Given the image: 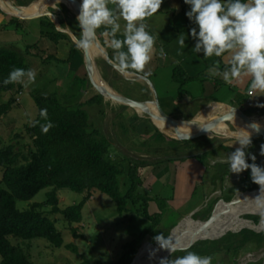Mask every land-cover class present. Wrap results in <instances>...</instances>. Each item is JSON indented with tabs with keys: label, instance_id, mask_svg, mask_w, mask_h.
Returning a JSON list of instances; mask_svg holds the SVG:
<instances>
[{
	"label": "trees",
	"instance_id": "obj_1",
	"mask_svg": "<svg viewBox=\"0 0 264 264\" xmlns=\"http://www.w3.org/2000/svg\"><path fill=\"white\" fill-rule=\"evenodd\" d=\"M0 12H3L1 7ZM10 18L9 23L11 24H14L15 20H19L12 16ZM190 23L191 26H197L194 21L190 20ZM42 25L45 28V30L43 29V35L49 37L55 43H58L61 39H68L71 42V53L65 62H68L73 69H79V67L85 65L81 49L67 33L56 28L51 18L46 17ZM101 43L106 48L105 43L103 41ZM29 47L31 48V46ZM26 61L23 53L13 47L0 46V94L13 92L17 87L22 88L21 83L4 85L3 81L14 68L30 69ZM219 62L223 69L230 67V64L223 63L222 56L219 57ZM105 65L110 66L106 61ZM77 79L85 85V90L87 85L91 83L87 72ZM174 79L180 85V96H185L187 94L185 86L192 78L182 74L177 68ZM111 85L117 89L114 84L111 83ZM82 90L79 91L80 97ZM79 96L76 99V101H79L78 104L73 105L69 101L64 103L57 93H34L33 97L38 107V115L27 126V130L31 133L33 139V146L28 152H24L23 149L17 146L16 142L12 141L0 149V168L3 171L2 179H0V254L2 256L0 264H34L26 250L20 244L15 243L11 237L22 240L42 238L55 247H62L65 243L63 233L57 227L56 220L52 219L49 214L60 213L71 224L81 223L84 219V206L94 190L108 194L118 204L120 213L134 212L152 221L146 231L136 235L124 245V251L117 260L108 264H139L140 261L137 263V259L145 251L153 248L143 249L137 257L141 243L158 228L164 215V212L151 214L149 207L153 197L143 187L145 176L142 174V168L151 166L154 162L129 155H124L122 159L113 156L111 151L112 141L91 123L90 113L86 108L90 104H97L99 108L96 110L99 115H103L105 113V97L100 93H96L89 100L81 102ZM16 102L17 99L12 96L9 102L0 106V119L10 112ZM44 109L47 110V119L40 116L41 110ZM240 109L249 115L257 111L253 107ZM140 112L143 113L142 110ZM169 114L172 115L173 113L170 111ZM149 121L156 131H160L150 118ZM49 123L52 126L48 131H42V128L47 127ZM216 130L218 133L221 132L217 128ZM161 136L169 138L164 133H161ZM17 137H19L18 134ZM169 139L173 140L172 138ZM230 140L234 139L225 140L221 136H202L191 140H183V142L189 147H200L201 152L193 154L191 157H197L201 162H204L205 157L217 151L220 146L225 147V143ZM252 140V145L245 149L248 154H252L260 142L257 137L252 138ZM258 187L259 185L255 183L252 187L245 188V191H251ZM46 188H50V190L44 202H34L25 210L18 208V200L29 201ZM62 189H71L85 195L80 203L61 208L59 192ZM258 193L251 195H257ZM251 195L242 194L244 198ZM228 198L224 197L220 201L229 202L233 196L230 195ZM216 207L213 208L212 205L205 210H200L193 217L199 221H206L212 216L214 210L219 214L221 209ZM248 212L256 213L248 215L247 218L259 223L264 208L252 205L246 211V213ZM244 214L237 215V218L248 221L243 216ZM171 230L164 233V235L169 236ZM74 232L76 234V229H74ZM221 234L206 237H216ZM179 241L182 240L179 239ZM262 247H264V230L257 232L250 228H244L239 232H228L220 239L198 240L187 249L200 256H210L212 264H236L242 253ZM186 254L184 251L173 253L168 258L169 264L175 258ZM152 256L151 261L155 258V252ZM136 257L137 259H135ZM148 259L149 257L145 260L148 261ZM87 264L105 263L100 260H89Z\"/></svg>",
	"mask_w": 264,
	"mask_h": 264
},
{
	"label": "rangeland",
	"instance_id": "obj_2",
	"mask_svg": "<svg viewBox=\"0 0 264 264\" xmlns=\"http://www.w3.org/2000/svg\"><path fill=\"white\" fill-rule=\"evenodd\" d=\"M34 1L35 0H15L18 5H22L19 3H23L24 5L26 4V6L30 5ZM49 10L52 12L55 10L61 16L60 17L57 14L60 26L62 28L71 30L79 37V39L81 38L80 40H82L83 37L81 30H78L76 26H72V24H75L77 17L74 15L75 13L73 11L59 3L57 4V8H49ZM0 13L2 14L1 16H4L5 18L10 17L4 12ZM46 17L51 18L50 16H38L26 20L19 19L15 20L14 24L12 25L8 24L7 26L5 25L6 27H0V46H10L23 53L27 60V64L30 66V69H33L36 72V78L34 82L28 83L26 81L22 84L21 89L17 87L13 92H5L0 94V106L3 103L9 102L12 96H15L18 102H16L7 115L2 116L0 119V149L12 141L16 142L17 146L23 149L24 152H28V150L33 146V139L31 133H29L27 130V126L30 125L38 115V107L33 97L34 93H57L64 103L69 101L72 102L73 105H76V103L78 104L79 102L76 101L77 97L79 96V91L83 88L85 90V85L79 79H77L81 75L86 74L87 70L85 65L79 67V69H73L68 62L63 60V55L60 56L57 54V46L55 45V42L43 35L42 32L43 28L41 22ZM60 18L62 20H60ZM68 35L70 36V34ZM62 40L64 39H61L60 43H62ZM74 43L77 44L76 42ZM29 46H31V48ZM47 58L49 59L47 60ZM98 62L105 80L118 87L119 92L130 97L136 96V87L132 81H127V79L119 75L117 71L110 70L107 72L104 67L105 61L102 57H99ZM84 90L81 91V97L79 96L81 102L87 101L91 96V94L88 92H97L92 83L91 85L90 83L87 85L85 92ZM111 99L112 102L120 104L119 102L115 101L113 97H111ZM86 108L90 113L91 123L101 129L103 134H105L103 128L106 129V127L102 125V118L100 117L99 112L96 110L99 108L98 105L90 104L86 106ZM125 110L126 112L123 113L122 117L124 119L122 118L121 120V126L118 124L119 122L116 124L107 123L108 130L106 131V135L110 137L112 142H120L119 137L121 136L120 138L123 142L122 145L126 147L124 152L123 150L118 149L116 146H111L113 156L118 157L117 159H122L124 155L143 158V156L147 155V153L144 152L146 150L145 148L148 147L146 142L148 143L153 141L154 145L158 143L161 145L166 142V139L167 142L169 141L168 138L161 136V131H156L155 128L152 127L149 119H145L148 124L143 120L142 122L140 117L137 116V119H135V116L130 119L131 114L133 115L130 110L133 111V109L131 107L125 106ZM142 114L147 116L144 113ZM194 115L187 116L185 118L180 117L179 119L191 120ZM260 118V116H257L255 122H258ZM210 120V118L205 120V124L208 129H211V126L208 123ZM221 126L226 128V130L231 132V134L236 133V130L231 131L229 125L224 122L221 124ZM17 134L19 137H17ZM148 134L152 135L151 137H154V139L148 136ZM257 138L259 141L262 140L264 143V136ZM223 139L227 140V138ZM169 142L171 145L180 146L183 149L179 151V147H177L176 151H168L166 153L164 152L166 149L161 147V149L158 151L155 150V152L161 154L160 156L165 154L170 156L175 155L173 158L201 152L200 147H189L183 141L173 139ZM225 145H228V147L223 146L222 148L220 146L219 149L217 148V151L224 153L233 152L240 146L238 143H235L234 140L227 141ZM257 149H260V147H257ZM215 152H212L207 157H205V161L203 163L205 165L208 163L211 168H218V170L225 169V166L221 164H219L217 167L215 165H211L212 159L210 157L212 155L215 156ZM255 155L257 157L255 163L264 167V156L260 155V151ZM147 158L151 159L152 157L148 156ZM186 158L187 156L179 162L175 159L172 160L173 164L171 163L170 167H173L174 165L181 167V164L187 161H183ZM163 162L165 161L159 160V162L155 164H160ZM248 162L252 163L253 161L249 159ZM174 168L175 167H173V170ZM250 171V169L245 170L240 175H236V180H233V182L231 180V173L228 172L229 178L227 177L225 180H223V182L220 183V186H218L221 187L222 190L224 189L223 192L220 190H215L213 192V196L210 197L204 193L203 190H205V187L199 185V187L196 189V184H200L198 182V178H191L190 173L188 172L189 176L186 174V184H188L189 187L192 185V183H194V191L196 190L191 196L190 201L185 205V207H183L181 211L168 208L165 212L166 215L163 217L164 220L161 222L159 231L156 230L152 234L148 235L141 243L140 248L146 243L148 245L144 249L148 247L154 248V245L157 244L155 237L159 234L167 233L177 226L181 220L184 219H181V217L188 215L187 213L190 209H194L196 207L200 210L199 207H203L201 210H205L212 205L214 208L216 205H218L220 199L224 197L229 199V195L233 196L232 200L237 199L242 192H245V188L248 189L255 185L251 179ZM144 172L146 177L143 186L147 181L148 175L146 171ZM173 172L175 173V171ZM198 175L199 172H197L196 177ZM2 176L3 171L0 168V179H2ZM173 186L174 185L170 184L166 187L165 193L167 195H172L174 192ZM256 189H260V186ZM49 190L50 188L41 190L33 199L29 201L18 200V208L25 210L34 202H44L47 199V193ZM226 191L229 193V195H226ZM84 195L85 194L72 191L71 189L60 190L59 198L61 208H66L70 205L80 203L83 200ZM150 195L154 196V194H151V192ZM49 215L52 219L56 220L57 227L63 233L65 243L62 247H55L50 244L49 241L42 238H37L34 240H22L11 237L15 243L20 244L26 250L34 264H87L89 260H100L105 264L111 263L122 255V252L124 251L123 248L126 243L131 241L136 235L146 231L152 224V221L143 215H139L134 212L120 213L118 210V204L108 194L99 190H94L92 192V196L84 206V219L81 223L71 224L65 219L64 215L60 213H50ZM248 215L250 214H244L243 216L248 219ZM261 220L262 217L260 222ZM201 223L203 222L201 221ZM74 229H76V234ZM148 255L149 259L153 258V256L150 254ZM160 255H162L161 252L157 257H160ZM140 257L137 259V263ZM1 261L2 256L0 254V262ZM236 264H264V247L250 249L245 253H242Z\"/></svg>",
	"mask_w": 264,
	"mask_h": 264
},
{
	"label": "crops",
	"instance_id": "obj_3",
	"mask_svg": "<svg viewBox=\"0 0 264 264\" xmlns=\"http://www.w3.org/2000/svg\"><path fill=\"white\" fill-rule=\"evenodd\" d=\"M80 1L82 2V0ZM19 4L26 6V4L24 5L23 3H19ZM109 7L114 8V6L111 4L109 5ZM54 8H57V6ZM54 8H51V9H54ZM67 8L71 10L69 7ZM189 10H190V6L185 4L184 0H162L159 11L155 13L153 16L148 17L145 19V21H143V23H145L146 25V30H148L154 37V48L152 52V59L145 66L144 72L138 73V74H142L152 80L158 92L161 105L164 106L163 108L168 113L171 111L173 113L172 115H174L175 117L185 118L187 116H192L194 114H195L194 116H196L198 112H200L202 109L206 108L210 103H213V102H223V103H227V104H230L238 108H242V109L253 107L257 111L252 115L254 116L263 115L264 108L258 107L257 103L264 102V95L259 96V97L249 96L250 83H251L250 77L242 75L238 80L234 81L232 84H228L223 80L222 75L214 76L211 74L212 70H217L221 72V74L226 70V69L221 68L219 57L212 56L209 58H205L203 55V51H201L199 54L192 51L197 40L190 36V32L192 28L196 27L198 29V27L191 26L190 20L186 16V12ZM54 12L58 14L55 10ZM115 14L118 15V10L116 11ZM1 15L2 14L0 13V16ZM7 15L10 16L9 14ZM3 17L4 16H1L0 18V27L2 26L6 27L8 24H11L9 23L11 16L9 18H5V17L3 18ZM22 20H26V19H22ZM60 20L62 19L60 18ZM117 22L121 25V28H120V31L115 34V36L111 34L110 27L102 26L101 28L96 30V33L100 41H103L105 43V46L112 58L115 55V53L113 49L109 47L111 40L113 38L123 40L124 38L122 33H123L125 21L120 19ZM42 23H43V20L41 22V25ZM72 26L74 27L76 26L78 30H81L79 27L77 17L75 20V24H72ZM42 28H43V25H42ZM43 29L45 30V28ZM43 29H42V32H43ZM181 35L186 37V41H185L186 47L184 48H181L178 43V37ZM71 39L73 42H75L72 37ZM55 45L57 46L56 47L57 54H59L60 56L63 55L64 57L63 60L66 61L71 53V42L68 39H64L62 40V43H60L59 41L58 43H55ZM161 49L164 52L163 56L160 55ZM122 50H126V48ZM232 54H233L232 52H225L222 55V61L224 64H231ZM104 67L107 70V72H109L110 70L115 71L111 66L105 65ZM177 68L182 72V74L192 78V80H189L185 86V90L187 94L183 97L180 96V85L174 79V75H175ZM129 71L132 73H137L132 70H129ZM127 81H132V80L127 79ZM132 82L135 84V87H136V92L134 91L136 93V96L132 98L139 99V100H148V99L153 98V92L151 88L149 87V85L144 80L132 81ZM116 88L119 91L118 87ZM93 91L92 93L88 92L89 94H91L88 100L92 98L93 96H95L96 93H98V92L93 93ZM104 111L105 113L103 115L100 114V117L102 118V125L106 127V129L103 128V130L105 131V135H106V131L108 130L107 123L116 124L119 122L118 124H120L121 126V120L123 118L122 116H123V113L126 112V110H125V105L116 104L112 102L111 100L105 98ZM130 112L133 113V115L131 114L130 119H132L133 116H135V119H137L136 116L140 117L141 121L143 120L145 122H147L145 119H149L148 116H144L143 114H140L135 109H133V111L130 110ZM211 120H214V119H211ZM222 123L223 122H220L216 127L217 129L221 131L218 134L235 135V133L231 134V132L226 130V128L222 127L221 126ZM152 127L154 126L152 125ZM204 127L207 128L206 124H204ZM95 128H98V127L95 126ZM106 136L110 139L108 135ZM148 136L151 137L152 135L148 134ZM120 137H119L120 142L119 141L112 142L113 144L112 146H116L118 147V149H121L124 151L126 147L122 145L123 142ZM152 139H154V137ZM168 140L170 141L171 139L168 138ZM169 141L167 142V139H166V142L161 145L159 143L154 145L153 141H150L148 143L146 142L148 147L145 148L146 150L144 149L145 150L144 152H146L147 155L143 156V158H146L154 162L153 165L148 166L146 168H142V174L144 176H145L144 171L148 173L147 181L143 187L144 189L148 190L149 193L151 192V194H154L155 196L154 197L152 195L153 201L150 202L149 210L151 214H158V213L164 212L163 214L166 215L165 212L168 208H173L174 210L181 211L183 207H185V205L190 201L191 196L196 191V190L194 191V186H195L194 183H192V185L189 187H188V184H186V181H185L187 179L186 174H188L189 176V173H190L191 178H195V179L198 178V182L200 184L198 185L196 184V189L199 187V185H201L202 187H205V190L203 191L209 197L213 196L214 194L213 192L215 190H220L221 192H223L224 189L222 190V188L218 186H220V183L223 182V180H225L227 177L229 178L228 172L230 171H229V167L227 163H220V161L226 160L228 155H230L231 152L224 153V152L216 151L214 154L215 156L212 155L210 157L212 159L211 160L212 166L215 165L217 167L219 164L225 166L224 167L225 169L218 170V168L217 169L211 168V166H209L208 163L207 165H205L198 158L191 157V155L196 154V153L182 155V156L173 158L175 155L170 156V155L165 154L163 156H160L161 154H158L155 152V150L158 151L159 149H161V147L166 149L164 150V152L166 153L168 151H176L177 147H179V151L183 149L180 146L171 145ZM262 144L264 143L261 140L258 143V145L255 147V149L253 150L252 154H256L257 152H259L260 149H257V147L259 148ZM178 145H181V144H178ZM194 147H197V146H194ZM148 156L152 158L149 159L147 158ZM186 156L187 158L184 159L183 161H186V160L187 161L183 162L181 164L182 165L181 167L174 165L173 166L175 167L174 170H173V167H170V164L171 163L173 164L172 160L175 159L176 161L179 162V161H182V159ZM159 160L161 161L163 160L165 162L160 163V164H155V163H158ZM173 171H175V173ZM197 172H199V175L196 177ZM236 175H240V174L231 173L232 182L233 180H236L235 178ZM170 184L174 185L173 186L174 192L172 193V195L171 194L167 195L165 193V190H166V187ZM227 194L229 195V193L226 191V195ZM259 194H260V191L257 195H253V196L251 195L249 197H256ZM254 203H255V200H253L252 202H248V198H244L242 195H240L235 200V202L230 203V204H227L225 202H220L217 206V209H221V211L219 212V215L216 219L221 220V222H219L218 225H216V227L212 228L211 230L220 229L222 226L226 225L227 220L235 216L236 217L233 219V221H237V222L234 223L232 226L233 228H236L234 230H238L239 227H241L242 225L240 221H243V219H238L237 215L246 213V211ZM195 208L190 209L187 213L188 215H186L185 217H181V219L183 218L184 219L181 220L180 225L177 226L178 228L175 229L173 234H176L179 230H184V229L195 230L201 226H206L204 225V223H201V221L193 219L190 216L194 211L198 209V208L196 209ZM199 208L201 210L203 207H199ZM220 216H222V218H220ZM163 220L164 218H162V221ZM233 221H231L230 224H232ZM160 227H161V223L156 230L159 231ZM183 235L181 234V238L184 237ZM147 245L148 244L146 243L145 247ZM156 250H158V247H156ZM156 250L154 252H156ZM153 254H150V255L152 256ZM168 254H169L168 251L164 252L162 255H160V257H157V261H161L162 259H165ZM148 256L149 255H147V253L143 255L139 259L140 261L139 264H153V262L156 261V258H154L153 261H151V259H148V261L145 260L146 258H148Z\"/></svg>",
	"mask_w": 264,
	"mask_h": 264
},
{
	"label": "clouds",
	"instance_id": "obj_4",
	"mask_svg": "<svg viewBox=\"0 0 264 264\" xmlns=\"http://www.w3.org/2000/svg\"><path fill=\"white\" fill-rule=\"evenodd\" d=\"M190 6L186 12L189 20L198 26L191 29L190 36L197 40L192 51L199 54L203 51L205 58L221 57L225 52H232L231 64L222 74L212 70V75H222L223 80L232 84L242 75L251 78L249 96L264 95V0H184ZM162 0H82L80 12L77 16L79 27L85 38L82 46L89 47V40L97 29L110 27L115 36L121 25L117 22L125 21L123 40L113 38L109 47L115 55V65L122 70H132L142 73L145 66L152 59L154 37L146 30L143 23L146 18L153 16L160 9ZM113 7H109V5ZM118 10V15L115 14ZM186 37H178L181 48L186 47ZM126 50H122L125 49ZM160 55L164 52L161 49ZM36 72L33 69L14 68L3 81L4 85L11 83H32ZM264 108V102L257 103ZM40 116L47 119V110H41ZM43 127L47 132L51 127ZM251 129L249 131L248 129ZM262 125L251 123L248 128L240 129V133L233 137L240 146L228 155L226 160L230 173L241 174L251 170V179L260 186V195L254 200L258 208H264V167L255 163V154L246 153L245 149L252 145V133H259ZM207 130V129H206ZM228 147V145H225ZM260 155L264 156V144L260 146ZM249 158L253 161L249 163ZM155 241L163 249L172 254L184 251L187 254L171 261V264H212L210 256H200L195 252L181 247L171 236L159 234ZM160 264H169L162 259Z\"/></svg>",
	"mask_w": 264,
	"mask_h": 264
},
{
	"label": "water",
	"instance_id": "obj_5",
	"mask_svg": "<svg viewBox=\"0 0 264 264\" xmlns=\"http://www.w3.org/2000/svg\"><path fill=\"white\" fill-rule=\"evenodd\" d=\"M35 1H37V0H35ZM38 1L40 2V4H39L40 8L36 12H32V13H26L24 8L27 6L18 5L15 2V0H0V7L5 13L9 14L10 16L16 17L18 19H32V18H35L38 16H41V17L42 16H50L52 18V20L54 21L56 28L59 31L70 34V36L73 38V40L82 49L85 67H86L87 73L89 75L90 81H91L93 87L96 89V91L98 93H100L101 95H103L106 99L112 100L110 97H113V99L115 101H117L120 104H123L125 106L131 107L139 113H140V110H142L143 113L146 114L154 122V124L157 126V128L162 133H164L166 136H168L169 138H172V139H175L178 141L191 140V139L199 138L202 136H221L223 138L233 139V137L235 135L218 134L216 127L220 122H224V123L228 124L231 131H235V130L241 131L240 130L241 128H239L236 125L235 121L241 120L244 123H249V124L255 122L254 115L246 114L240 108L233 106V105H230V104H227V103H223V102H213V103H210L206 108H204V109L210 110L211 107L219 105V106L225 108V110L227 112V115H222L217 119L210 120V122H209V124L211 125L210 130L204 127L205 122L200 119V114L204 109H202L200 112H198V114L196 116H194L191 120L179 119V118L175 117L174 115L169 114L161 105L158 92H157V90H156V88H155V86H154V84L150 78H148L142 74L132 73L129 70H122L119 67H117L115 65L114 60L110 56L108 50L101 43L96 32H95V35L93 37L88 38L89 47H87V48L83 47L82 41L85 39L83 37V34H82L83 38H82V40H80L79 37L77 35H75L71 30L62 28L60 26L58 15L55 12H52L49 10V8H54L55 6H57L58 3H60V4L66 5L70 9H72L74 11L75 15L78 16V14L80 12V5H81L80 0H38ZM2 2H4V6L2 5ZM96 42H97V44L101 50V56H99V57H102L104 61H106L115 71H117L125 79L132 80V81L144 80L149 85V87L151 88V90L153 92V98L148 99V100H139V99L132 98L130 96H127V95L119 92L107 80H105V78L102 74L101 67L99 66V62H98L99 57L96 56V54L93 50ZM153 106H154V108H153ZM260 117H264V114L261 115ZM155 120L164 121L170 125H173L174 127L181 126L182 122H184V121L185 122L191 121V123L194 124L195 130L190 131V132H181V133L178 132V134L173 135V134L166 132L163 128L158 126L156 124ZM263 135H264V124H262V128H261V131L259 133H255V132L252 133V138L260 137ZM259 191H260V189H254L251 191L242 192L240 195L243 194V195L247 196V195L255 194ZM235 200L236 199H233L229 202H226L224 200H221V201L225 202L227 204H230V203L235 202ZM216 206H218V205H216ZM198 211H199V209L194 211L190 216L193 218V215H195ZM245 214H253V213L248 212ZM218 215L219 214L216 212V210H214V213L212 214V216L208 220L202 221V222L204 223V225L210 224L211 222H213L218 217ZM263 219L264 218L262 216V220L259 223H256L253 220L248 219L249 221L254 222V225H246V226L241 227L238 230L229 229L226 232H224L221 235H218L216 237L198 238V239L193 240L192 242L188 243L187 245H182L181 247L189 248L192 245H194L198 240L220 239L223 236H225L228 232H239L244 228H250V229H253L257 232H262L264 230V226H262ZM179 225H180V223L177 226H179ZM177 226H175L171 230V233L169 236L172 237L173 231ZM144 247H145V244L140 248V251H139L137 257L141 254ZM154 247H158L160 249H163L159 246V244L154 245ZM163 250H166L169 252L167 257L165 258L168 260V258L172 255V253L167 249H163ZM137 257L135 259H137Z\"/></svg>",
	"mask_w": 264,
	"mask_h": 264
},
{
	"label": "bare ground",
	"instance_id": "obj_6",
	"mask_svg": "<svg viewBox=\"0 0 264 264\" xmlns=\"http://www.w3.org/2000/svg\"><path fill=\"white\" fill-rule=\"evenodd\" d=\"M39 4H40V2L38 0L34 1L33 3H31L30 5H28L27 7L24 8L25 12L26 13L36 12L40 8ZM2 5L4 6V2H2ZM93 50H94V52H95L97 57L101 56V50H100L97 42L95 43V47L93 48ZM153 108H154V106H153ZM140 113L142 114V112H140ZM222 115H227V112H226L225 108H223V107H221L219 105H216V106L211 107L210 110L204 109L201 112V114H200V119L205 122L206 119H209V118L210 119H217V118H219ZM256 118H257V116H254V120ZM155 122H156V124L158 126L163 128L166 132H168L170 134H173V135L178 134V132H180V133L181 132H190V131L195 130L194 129L195 128L194 124H192L191 121L190 122H185L184 121V122H182L181 126H179V127H174L173 125H170V124H168V123H166L164 121H161V120H155ZM258 122L261 125L264 124V117H261L258 120ZM235 123L241 129L248 128V126L250 125L249 123H244L241 120L235 121ZM248 130L251 131L250 128ZM239 133H240V131L237 130L235 135H238ZM256 197H247L248 198V202H252ZM255 204L256 203H254L252 205H255ZM235 217H232L231 219L227 220L226 225L222 226L220 229L211 230L212 228L216 227V225H218L219 222H221V220L216 219L213 222H211L210 224H207L206 226H201V227H199L198 229H195V230H187V229L179 230L176 234H172V238H173L174 241H177L179 243V245L181 243L180 246H182V245H186V244H188V243L192 242L193 240H195L197 238H200V237H206V236H209V235L221 234L222 232L227 231L229 229H233L234 230L236 228H233L232 225L237 222V221H233V219ZM220 218H222V216H220ZM263 218H264V213H263ZM231 221H233L232 224H230ZM240 223L242 224L241 227L246 226V225H254V222L249 221V220L247 221V220H244V219H243V221H240ZM262 226H264V219H263V222H262ZM181 234L182 235L184 234V237L181 238ZM179 239H182V241H178ZM154 249L156 250V247H154L152 250H150L148 252L143 253V255H145L146 253H147V255L148 254H153L154 251H155ZM160 252H162V254H163L164 252H166V250H163V249H160V248H158V250H156V252H155L156 261H154L153 264H159L160 261H157V256H158V254Z\"/></svg>",
	"mask_w": 264,
	"mask_h": 264
}]
</instances>
